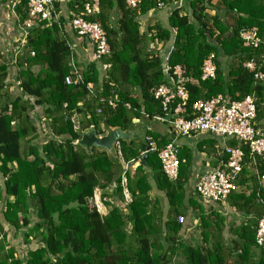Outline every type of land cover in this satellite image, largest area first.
<instances>
[{"label": "trees", "instance_id": "trees-1", "mask_svg": "<svg viewBox=\"0 0 264 264\" xmlns=\"http://www.w3.org/2000/svg\"><path fill=\"white\" fill-rule=\"evenodd\" d=\"M85 1L71 4L74 13L70 17L83 10ZM155 6L156 0H144L141 12ZM190 6L187 13L171 8L168 26L158 22L142 31L137 10L128 7L125 0H100L101 12L91 19L100 21L106 29L112 54L87 64L83 72L86 83L82 85L66 83L71 71L68 37L50 21L32 28L28 42L35 55L25 53L17 65L20 96L9 98L10 69L1 63L0 171L6 181L4 186L0 184V201L6 199V220L17 230L27 228L25 239L35 236L40 245L26 257H17L12 248H5L4 236L0 264H171L178 253L184 258L183 264H264V246H259L255 238L264 213V187L260 183L264 155L256 157L255 166L254 156L244 147L245 163L237 176L238 188L229 199L233 216L241 222L231 223L233 238L228 242L223 236L226 215L212 206L206 212L201 201L187 193L194 160L188 147L179 144L180 174L173 181L164 173L157 152L148 153L145 166L139 164L140 144L133 140L118 141L122 171L106 151L96 147L88 151L74 143L91 124L100 133L105 121L126 130L144 113L150 118L164 116L154 89L168 82L167 75L176 65L185 66L187 75L197 81L187 83L189 109L197 100L219 94L231 100L253 94L257 121L264 126V79L255 78L256 72L264 73V0H190ZM209 9L215 13L210 14ZM18 13L22 21L26 19L24 11L18 9ZM114 15L119 16L116 21H112ZM67 19L62 16L63 22ZM250 28H257L261 36L256 47L244 45L241 38V32ZM150 31L154 33L149 35ZM156 40L169 47L154 53L150 43ZM211 53L216 55V77L203 80L201 67ZM246 61H254L256 69L245 67ZM35 66L40 67L37 72ZM90 86L104 100L116 94L117 107L89 97ZM74 116L79 120L78 129ZM43 118L51 121L47 124ZM36 130L44 136L42 142L38 139L29 150H22V139ZM149 135L158 150L172 140L158 132ZM212 136L198 142L201 151L204 146L221 142V138ZM226 142L238 145L232 138ZM125 187L132 197L129 203L125 202ZM154 187L165 193L166 210L158 197H152ZM109 188L113 194L107 193ZM97 192L103 198L114 195L120 204L106 201L110 209L102 214L89 201ZM32 205L38 217L35 223L28 215ZM180 215L185 216L184 223L178 222ZM189 215L199 218L208 246L183 241Z\"/></svg>", "mask_w": 264, "mask_h": 264}, {"label": "built area", "instance_id": "built-area-1", "mask_svg": "<svg viewBox=\"0 0 264 264\" xmlns=\"http://www.w3.org/2000/svg\"><path fill=\"white\" fill-rule=\"evenodd\" d=\"M65 1L67 0H11L10 6L18 20H20L18 9L26 13L27 17L22 21L24 28L32 29L37 23L50 21L57 23L65 35L66 26L69 25L76 35L89 39L94 49V61H102L104 58L111 56L112 49L106 29L100 21L91 19L101 12L100 0H86L83 10L63 22L60 6ZM125 1L128 7L136 9L137 13L141 12V5L144 0ZM165 7L164 0H156V8L162 9ZM241 38L246 46L256 47L261 42V36L257 28L243 30ZM68 45L71 50V71L66 75L65 81L67 84L82 85L86 83L85 76L77 63L76 54L69 41ZM30 54L34 56L35 52L31 51ZM244 66L251 71L256 69L254 61H246ZM201 70L203 80L216 77L215 53L209 54L204 59ZM167 78L168 82L154 89V97L161 103L164 116H154L153 118L168 123L175 135L191 136L207 133L225 141L232 138L238 143L237 146L224 143L219 154L221 157L218 166L195 174V195L198 200L215 207V209L228 212L230 210V196L238 188L237 176L245 163L244 147H247L251 155L254 156L253 163L255 166L258 163L256 157L264 155V126L257 121L256 97L252 94L242 99L231 100L223 94H219L209 99H199L194 102L192 109H189L187 83L191 81V78L187 75L185 66L176 65L173 68V73H168ZM255 78L263 80L264 73L261 71L256 72ZM88 88L91 98H95L102 103L106 101L112 108L117 107L119 98L116 94L104 100L93 86ZM127 106L129 105L127 104ZM97 111L101 113V108H98ZM145 115L147 114L145 113ZM167 115H171V118L167 119ZM72 120L75 129H78L80 125L78 118L74 116ZM149 134L147 136L148 153L157 152L166 176L170 180H177L181 164L178 141L173 138L165 147L158 150L156 141ZM79 139L75 140L74 143L79 144ZM223 156L226 158L223 159ZM260 183L264 187V176L260 177ZM259 200L262 201L260 198ZM185 221L184 215L178 217L179 223ZM3 238L4 233L0 229V242ZM255 238L259 246H264V213L258 220Z\"/></svg>", "mask_w": 264, "mask_h": 264}, {"label": "crops", "instance_id": "crops-1", "mask_svg": "<svg viewBox=\"0 0 264 264\" xmlns=\"http://www.w3.org/2000/svg\"><path fill=\"white\" fill-rule=\"evenodd\" d=\"M74 1L76 0H67L61 3L60 9L62 12V16L68 18L67 20H69V18H71L70 15L74 13L73 12L74 10H72V7H71L72 6L71 4ZM165 3H166L165 8H168V7L169 8L172 7V9L178 8L181 10V13H187L191 9L190 0H171L170 3L169 2H165ZM10 4H11V0H0V65L1 63L7 64V66L10 69V73H9L10 84L8 87V96L9 98H16L17 96H20L22 94V90L19 88L20 81L17 79V76H18L17 65L20 60L24 59L25 53L30 54L31 48L29 46L28 40L30 36L33 34V31L32 29H27L22 26V20L20 18L21 16L19 15L20 20H18ZM165 8H162V9H165ZM162 9H158L155 6L154 9H151L146 13H142V12L137 13L138 17H140V26H141L142 31H145V29L142 28L144 20L147 19L148 16L154 15L153 13L156 10L158 11ZM208 12L211 14L215 13L214 10H210V9L208 10ZM169 14H170V10L168 12V15ZM163 22H166V20H163ZM66 35L68 37V41L70 45L72 46L76 54L77 63L79 67L82 69V71L84 72L87 64L94 61L93 60V55H94L93 46L90 43V41L87 40V38L76 35V33L73 31V29L69 25L66 26L65 36ZM171 49L172 48H169V50ZM39 69H40L39 66H35L36 72ZM191 81L197 82L196 80L192 78H191ZM125 87H127V85H125ZM131 89L133 91H138V88L134 86H132ZM152 119H154L155 122L158 121V119H155V118H152ZM43 120L44 122H47V124H49V122L51 121L50 119H46V118H43ZM137 120L139 119H136L135 121ZM261 121L264 123V119ZM158 122H161V121H158ZM161 123L165 126L161 127V125H159V127H157L154 123V126H153L154 132H158L160 133V135L167 136L169 140L175 138L181 146L188 147L189 149H191L193 153L194 160H193V164L190 167V171H189L190 181L187 186V189H188L187 193L188 194L193 193V197L198 200V198L195 195V189H194L195 174L199 172H204L209 169L216 168L219 164V161L217 162L216 160L220 159L219 154L224 146V143H227V142L222 139L221 142H219L218 144H215L214 147L204 146L203 147L204 149L201 151L198 148V142L201 141L205 137H213L212 135H209L207 133H200V134H193L191 136H179V135H175V133L172 131L168 123H164V122H161ZM171 133H173L174 135L172 136ZM181 137L188 139V141L182 142L180 140ZM43 138L44 136L39 134L37 130L34 133L27 135L25 138L22 139V148H23L22 150H29V148L32 145L38 143V139H40V141L42 142ZM215 162L216 164H214ZM124 166L125 167L127 166V168H129L132 173L134 172L133 167H129L128 164L126 163H124ZM137 166L138 165L136 164L135 167ZM123 180L126 184V178L124 176H123ZM5 181H6V177L0 171V184L4 186ZM112 188H115V185H113ZM113 192L114 191L112 190L111 193L113 194ZM151 195L153 198L158 197L161 200L163 209L165 208L166 205L168 206V202L165 197V193L163 191H160L156 189V187H154L153 190L151 191ZM98 197H99V194H96L95 195V198L97 200L95 202L96 206L97 204L98 206H100ZM112 197L114 198L115 196L112 195ZM124 198L126 200V203H129L132 200L131 194L127 190L126 187L124 190ZM127 198L130 200H128ZM9 199L11 200L12 198L9 197ZM104 199L109 200L108 198H104ZM5 203H6V199H3L0 201V229L3 231L4 236L7 239L5 248L6 249L12 248L17 257H26L28 251L40 245V241L35 236H31L30 240H26L24 237V233L25 231H27V228L24 227L21 230L20 229L17 230V228L14 225H12L6 220ZM201 204L204 206L206 212H209V205L204 204L202 202ZM212 208L215 209V207L213 206ZM108 212L105 213V211H103L102 214L106 215ZM28 215L33 223L38 221V217L35 214V208L33 205L31 206V210L28 213ZM197 222H199V218L195 216L193 217V222H190L189 224L193 225V224H196ZM190 229H191V226L189 225L186 232L189 231Z\"/></svg>", "mask_w": 264, "mask_h": 264}, {"label": "water", "instance_id": "water-1", "mask_svg": "<svg viewBox=\"0 0 264 264\" xmlns=\"http://www.w3.org/2000/svg\"><path fill=\"white\" fill-rule=\"evenodd\" d=\"M87 40H89L87 38ZM145 114V113H144ZM171 115H167V119H170ZM150 121H145V120ZM154 119L147 115H144L141 119L132 122L128 129L121 127H112L107 124V121L103 123V132L98 133L95 124H91L90 127L86 128L81 138L79 139V145L91 151L93 147L98 150L106 151L110 159L120 166V170H123L121 159L118 156L117 144L119 140L135 141L140 144V163L146 165V157L148 155V141L147 136L149 132H154ZM159 121V120H158ZM137 164V165H139Z\"/></svg>", "mask_w": 264, "mask_h": 264}, {"label": "rangeland", "instance_id": "rangeland-1", "mask_svg": "<svg viewBox=\"0 0 264 264\" xmlns=\"http://www.w3.org/2000/svg\"><path fill=\"white\" fill-rule=\"evenodd\" d=\"M189 5V4H188ZM172 6V5H171ZM172 7H168V8H165V9H162V10H156L153 14L154 15H152V16H148V18L147 19H145L144 20V23H143V25H142V28L143 29H148V27L149 26H151V25H155L156 23H161L163 26H168V23H167V20L168 19H166V18H168V12H169V10L171 9ZM189 8H190V6H189ZM186 11V10H185ZM211 14V13H210ZM119 16L117 15V16H115L114 15V17H113V19H112V21H116V19L118 18ZM163 20H166V22H163ZM154 32L153 31H150L148 34L149 35H151V34H153ZM151 44V49H153V51H154V53H157V52H164L165 50H166V48H167V46L169 47V45H164L163 43H161V41H159V40H156L155 42H151L150 43ZM145 121H150V120H145ZM153 123H155V125L157 126V127H159V125H161V127H163V126H165V125H163L161 122H158V121H156V122H154L153 121ZM172 134V136L174 135L173 133H171ZM180 140L182 141V142H184V141H188V139H186V138H184V137H181L180 138ZM123 184L125 185V182H124V180H123ZM107 191V193H111V191H112V188H109V189H107L106 190ZM96 194H99V197H98V199H99V204H100V206H98V204H97V207H98V209H99V211L101 212V213H103V211H105V213L106 212H108L109 211V209H110V207L108 206V204H107V202H111V203H113L114 205H118V204H120V203H118V199L116 198V197H109L108 199L109 200H105L103 197H102V195L100 194V192H97ZM112 195V194H111ZM102 197V198H101ZM128 199V198H127ZM128 200H130V199H128ZM90 201V203H95L97 200H96V198H95V196H94V200L92 199H90L89 200ZM105 201H107V202H105ZM125 202H126V200H125ZM110 203V204H111ZM121 207H123L122 205H121ZM168 208V206L166 205L165 206V210ZM224 211V210H223ZM222 211V212H223ZM232 211H231V209L227 212V211H224L223 212V215L225 216L226 215V222H225V225H224V230H223V236H224V238H226L227 239V241L228 242H230L231 241V239L233 238V235L230 233V231H229V228H230V225H231V223L232 222H236V223H240L241 221H240V219H239V217L237 216V217H235V216H233L234 215V213L232 214L231 213ZM231 213V214H230ZM230 214V215H229ZM190 219H189V221L190 222H193V216L192 215H189L188 216ZM194 225V226H193ZM193 225H191L190 224V226H191V229L189 230V231H187L186 232V236L183 238V241L184 242H186L187 244H191V245H196V246H200V247H206V246H208L209 244H206L205 242H204V240H203V238H202V234H201V224H200V221L199 222H197L196 224H193ZM183 262H184V258H183V256H182V254L181 253H178L175 257H174V259H173V262L171 263V264H183Z\"/></svg>", "mask_w": 264, "mask_h": 264}]
</instances>
